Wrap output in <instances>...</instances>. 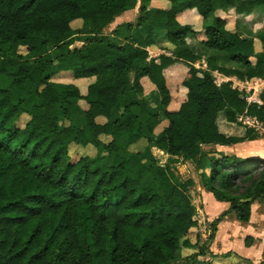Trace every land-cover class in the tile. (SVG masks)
Here are the masks:
<instances>
[{
    "label": "trees",
    "instance_id": "16d2710c",
    "mask_svg": "<svg viewBox=\"0 0 264 264\" xmlns=\"http://www.w3.org/2000/svg\"><path fill=\"white\" fill-rule=\"evenodd\" d=\"M168 1L169 8L152 7V0H0V264H198L212 253L217 226L230 212L250 223L254 201L264 194V163L224 151L212 159L208 146L264 138L240 120L264 125V91L262 103L248 101L232 81L218 85L214 76L264 79V33L257 50L255 38L230 30L216 12L235 7L245 16L264 0ZM138 3L137 22L106 34ZM188 9L203 19L200 45L224 53L232 66L215 56L204 60L206 67L196 65L202 55L187 38L199 32L178 19ZM78 20L82 25L74 28ZM163 33L180 50L154 57L148 47ZM76 41L82 45L74 47ZM175 63L185 64L188 75L176 82L186 100L172 110L164 70ZM69 71L72 81L56 80ZM149 85L158 94L156 108L144 98ZM221 113L245 126V135L223 133ZM143 138L147 145L132 149ZM73 144H92L97 154L75 160ZM153 148L168 154V163ZM210 159L200 181L230 207L212 221L206 242L201 235L193 242L196 181L182 178L177 165L203 170ZM255 240L248 235L245 245ZM183 249L194 252L183 255Z\"/></svg>",
    "mask_w": 264,
    "mask_h": 264
},
{
    "label": "rangeland",
    "instance_id": "374dc122",
    "mask_svg": "<svg viewBox=\"0 0 264 264\" xmlns=\"http://www.w3.org/2000/svg\"><path fill=\"white\" fill-rule=\"evenodd\" d=\"M137 9L134 10L137 19H132L129 22L135 23L137 22L138 17L140 15L139 13V3L137 5ZM126 19H131L130 16H128ZM121 20H117V24L115 25H109L105 31L108 32L109 35L112 34V31L119 25ZM126 21V20H122ZM116 23V22H114ZM82 25V21L78 20L73 22L72 26L74 28H78ZM201 29V28H200ZM199 40L204 38L205 29L204 26L199 31ZM82 45L81 41H76L73 45L74 47H79ZM258 47L261 46L260 41L258 39L257 41ZM25 48L22 47L21 51H24ZM255 61V59L253 60ZM64 73V72H63ZM68 74H61L60 76L56 77V80L60 81H72L74 71L66 72ZM59 75V74H58ZM175 78V77H174ZM174 78H170L168 85L171 89V93H173V99L170 103V109L176 110L179 108L181 103L186 99H176V90H177V84L176 80ZM176 79V78H175ZM89 80L85 84L82 85V88H86L88 85ZM180 84V83H179ZM184 89L183 87L180 89ZM179 96L182 97L184 92L179 91ZM156 99H148L150 106L153 108L157 107V101H159L158 94H155ZM255 99H258L256 97ZM83 109H86L88 106L85 103V101L80 102ZM29 116L23 115L21 118L19 125L24 126L25 123L29 120ZM101 122L106 121L100 120ZM218 125L220 127V130L229 135V136H244L246 133V124L240 125L238 123H231L227 120L225 114H220V116L217 119ZM86 123V120H85ZM167 121L162 122L157 127V131H160L165 125ZM259 130L261 135H264V125H260L256 128ZM104 141H109L110 138L108 136L102 137ZM147 145L146 139H141L136 145L132 146V149L140 150L143 149ZM209 151H211L212 154L215 156H212V159H218L221 156L217 154V151H224L227 154L231 155H237L242 161H249L250 159L258 160L259 163H264V138L257 139L254 141H246L243 143L236 144L234 146H208ZM153 151L159 161L162 164H166L169 161V155L165 152H162L158 150V148H153ZM70 153L73 159L77 160L81 156L85 155H91L94 156L97 154V148L89 144L86 147L80 144H73L70 146ZM109 162H111L110 156L107 155ZM211 162L210 159L205 166L203 167V170H199L195 164L193 163H179L178 166V173L181 175L184 179L192 178L196 181V184L191 189V194L193 198V202L196 204L198 208V215L197 219L199 221V226L193 228L189 234L188 237L193 241L196 242L198 239V235L202 236V242H206L209 238L210 234L212 233L211 229V223L216 218L220 217L222 213H224L226 210H228L230 207V204H222L219 200H217L212 193H210L201 183L200 181V173L206 172L211 168ZM176 166V167H177ZM236 183L239 185V180L236 181ZM227 203V202H226ZM217 232L215 233L216 237L213 243L210 245V250L212 253L206 257L201 256L200 257V263L198 264H206L208 261H213L214 264H223V263H233V264H261V262L264 259V194L262 197L255 199L254 204L252 206V218L249 224H246L236 218V215L233 212H230L225 218L222 219V221L217 226ZM248 235H253L256 237V240L254 241V244L251 247H247L245 245V239ZM194 250L192 249H183L181 253L188 254L192 253ZM262 252V255L260 256V253ZM250 257V258H246Z\"/></svg>",
    "mask_w": 264,
    "mask_h": 264
},
{
    "label": "crops",
    "instance_id": "0c3cea01",
    "mask_svg": "<svg viewBox=\"0 0 264 264\" xmlns=\"http://www.w3.org/2000/svg\"><path fill=\"white\" fill-rule=\"evenodd\" d=\"M150 6L169 8L170 2L168 0H152V3ZM137 7L132 9V10H128V11L124 12L120 16H117L115 18V21H114L116 23L113 22L112 24H110V26L117 24V20H121L120 22H129L132 19H135V18L137 19V16L134 12V10L137 9ZM216 14L229 20L228 28L230 30L238 29L240 31V33L242 34V36H244L246 38H255L256 44H257V41L259 39L258 36L260 34L264 33V7H258L253 13H251L249 15H245V16L238 15L235 7L229 8L227 10L219 9V10H217ZM128 16H130L131 19H126ZM178 19L182 24L192 25V27L197 32L201 31V29L203 28V19L196 9H188V10L180 13L178 15ZM122 20H126V21H122ZM105 32H106V34H108L107 31H105ZM199 35H200V33H199ZM187 44H188L189 48H191L192 50L195 51V53L202 55V57H201L202 61H199L196 64L199 67L200 66L206 67L204 60L206 58H208L209 56L217 57L220 65L232 66L231 62L223 59L224 53L218 52L216 50H208V49L204 48L202 45H200L201 43L199 41L198 36L197 37L196 36H189L187 38ZM258 48L259 47L257 45V50H258ZM148 50L152 56L158 57L161 54L173 55L174 51L176 50V52H178L180 50V48H178L177 46L172 44L168 40V38L166 37L165 33H163V34H160L159 36H157V42L155 44L149 46ZM164 74L167 77L168 82L170 81L169 80L170 78H174V77L176 78V79L174 78V80H176V82H178V81L184 80L186 78V76L188 75V67L183 63H175V64L169 66L168 68H166L164 70ZM214 76L216 78V82L218 83V85H221V84L229 82V81H232L234 83H239L241 81L240 78H238L237 76H227L223 73H220L219 71H215ZM253 81L260 82V79L254 78ZM149 86L150 87H148V89L146 91V95H144V98L145 99H147V98L156 99L155 94L157 95V91H152L153 88L151 87V85H149ZM85 90L86 89H84V91H82V92L84 93ZM180 91L184 92V94H185L184 89H182ZM179 95H180L179 92H176V99H183L185 96V95H183L182 97H180ZM172 99H173V95H172ZM104 118L105 117H103V116L99 117L98 118L99 122H101L100 120L103 121ZM104 122L105 121H103L102 123H104ZM218 146H220V145H218ZM158 150H160V149H158ZM160 151H162V150H160ZM162 152H164V151H162ZM220 203L229 204V203L221 202V201H220ZM261 255H262V252L260 253V256ZM246 258H250V257H246Z\"/></svg>",
    "mask_w": 264,
    "mask_h": 264
},
{
    "label": "built area",
    "instance_id": "2783aa9c",
    "mask_svg": "<svg viewBox=\"0 0 264 264\" xmlns=\"http://www.w3.org/2000/svg\"><path fill=\"white\" fill-rule=\"evenodd\" d=\"M260 82L253 81V79L249 80H242L239 83H234L233 86L237 89H239L243 97H245L248 101H256L259 103H262V101L259 99V95L264 91V79L259 78ZM258 97V99H255ZM240 120L246 124L253 127H258L262 125L258 120L249 118V117H241Z\"/></svg>",
    "mask_w": 264,
    "mask_h": 264
}]
</instances>
